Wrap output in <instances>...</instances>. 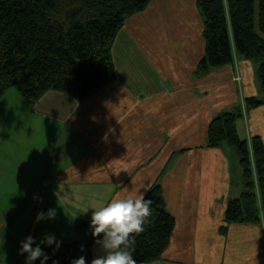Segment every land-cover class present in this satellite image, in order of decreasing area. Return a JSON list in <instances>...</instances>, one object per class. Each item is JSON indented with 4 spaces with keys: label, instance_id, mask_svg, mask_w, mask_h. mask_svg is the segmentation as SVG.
Listing matches in <instances>:
<instances>
[{
    "label": "crops",
    "instance_id": "0c3cea01",
    "mask_svg": "<svg viewBox=\"0 0 264 264\" xmlns=\"http://www.w3.org/2000/svg\"><path fill=\"white\" fill-rule=\"evenodd\" d=\"M204 28L197 0H152L127 18L112 47V83L84 100L49 91L30 105L52 126L41 129L35 155L30 134L13 126L19 94L3 96L0 149L11 141L27 151L25 158H0V264H25L19 249L28 235L84 241L89 231L76 224L90 222L89 207L155 184L175 228L162 257L149 264H264V228L224 220L229 201L243 191L239 155L226 144L207 146L214 118L244 99H264L258 64L235 55L198 75ZM237 132L264 143V104L244 111ZM32 155L40 158L34 169ZM50 208L56 217L37 222V213ZM91 252L94 259L102 249L94 242Z\"/></svg>",
    "mask_w": 264,
    "mask_h": 264
},
{
    "label": "trees",
    "instance_id": "16d2710c",
    "mask_svg": "<svg viewBox=\"0 0 264 264\" xmlns=\"http://www.w3.org/2000/svg\"><path fill=\"white\" fill-rule=\"evenodd\" d=\"M152 0H0V107L4 93L15 87L30 105L47 92L57 91L84 100L115 80L112 47L127 18L143 12ZM204 19L205 55L197 74L233 63L235 55L258 64L264 95V0H197ZM264 99H244L231 111L212 120L209 148L229 145L239 155L243 191L229 201L225 224L241 223L264 228V143L260 137L240 138L237 122L244 111ZM162 188L153 185L152 214L144 231L136 235L137 264L159 260L169 246L175 219L163 208ZM223 229L225 226L222 227ZM89 231L84 241L44 247L48 263L71 264L85 256L91 264L93 237L90 222L76 224ZM73 249L68 261L63 250ZM40 264V259H37Z\"/></svg>",
    "mask_w": 264,
    "mask_h": 264
},
{
    "label": "clouds",
    "instance_id": "9594fccd",
    "mask_svg": "<svg viewBox=\"0 0 264 264\" xmlns=\"http://www.w3.org/2000/svg\"><path fill=\"white\" fill-rule=\"evenodd\" d=\"M148 191L149 189H144L141 195L135 197L113 198L99 208L89 207L94 209L90 220L91 233L93 237H98L95 243L102 249V254L92 259L91 264H137L133 256L135 234L144 231V225L149 222L148 218L152 214L151 198H146ZM56 214L55 208H50L47 212L40 211L37 213L36 221L54 219ZM61 243L54 233L45 234L39 243L35 237L28 235L20 242L19 252L27 254L25 264H35L38 258L40 264H46L49 256L41 245L55 244V251L60 248ZM52 264H59V261L53 260ZM71 264H86V258L81 255L72 259Z\"/></svg>",
    "mask_w": 264,
    "mask_h": 264
},
{
    "label": "rangeland",
    "instance_id": "374dc122",
    "mask_svg": "<svg viewBox=\"0 0 264 264\" xmlns=\"http://www.w3.org/2000/svg\"><path fill=\"white\" fill-rule=\"evenodd\" d=\"M11 91H14L18 95L16 88L11 87L4 93L3 96H5L8 92ZM16 97H18V99H16ZM16 97H15V102L18 106V110L16 112L17 116L13 121L14 124L13 126L16 128L17 134L20 135H24L25 133L26 135L30 134V139H31L30 146L32 150L30 154L35 155L36 153L35 149H37L38 146L43 145L41 129L46 124L47 130L51 131L52 126L50 124L47 125V123L50 121L49 120L47 121V119H45L41 115L36 114V112L33 111V108L32 107L30 108V104L24 103L19 95ZM47 137L48 136L45 135L46 142L48 141ZM15 142H16V135H15ZM34 146H36V148ZM25 151L27 150L20 148L17 145V143H12L10 141L0 149V158L6 160V158L8 157L16 155L15 152L18 154V156L25 158V155L23 154ZM34 155H32V157L30 156L31 165L35 163L34 165H32L33 169L34 167L37 168V166H39L40 163V158ZM40 228L42 227L39 225L38 229L35 228V231L39 230ZM39 241L40 240H37V242Z\"/></svg>",
    "mask_w": 264,
    "mask_h": 264
},
{
    "label": "built area",
    "instance_id": "2783aa9c",
    "mask_svg": "<svg viewBox=\"0 0 264 264\" xmlns=\"http://www.w3.org/2000/svg\"><path fill=\"white\" fill-rule=\"evenodd\" d=\"M64 256L66 257V259L69 261L70 260V256L73 254V249H66L62 251ZM46 264H49L48 262H46Z\"/></svg>",
    "mask_w": 264,
    "mask_h": 264
},
{
    "label": "water",
    "instance_id": "95a60500",
    "mask_svg": "<svg viewBox=\"0 0 264 264\" xmlns=\"http://www.w3.org/2000/svg\"><path fill=\"white\" fill-rule=\"evenodd\" d=\"M50 181L49 180H45L44 182H43V185L45 186V187H49L50 186Z\"/></svg>",
    "mask_w": 264,
    "mask_h": 264
}]
</instances>
